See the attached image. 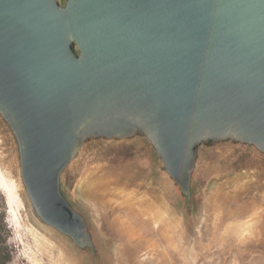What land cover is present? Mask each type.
Wrapping results in <instances>:
<instances>
[{
  "label": "water",
  "instance_id": "95a60500",
  "mask_svg": "<svg viewBox=\"0 0 264 264\" xmlns=\"http://www.w3.org/2000/svg\"><path fill=\"white\" fill-rule=\"evenodd\" d=\"M0 135L70 264H112L72 195L98 163L145 169L188 242L202 183L264 172V0H0Z\"/></svg>",
  "mask_w": 264,
  "mask_h": 264
},
{
  "label": "rangeland",
  "instance_id": "374dc122",
  "mask_svg": "<svg viewBox=\"0 0 264 264\" xmlns=\"http://www.w3.org/2000/svg\"><path fill=\"white\" fill-rule=\"evenodd\" d=\"M0 165L4 171L10 166L1 135ZM10 192L0 188V264H70L33 231L23 208L15 225ZM72 195L88 209L112 264H264V172L238 170L202 183L188 242L174 209L136 163L90 165Z\"/></svg>",
  "mask_w": 264,
  "mask_h": 264
},
{
  "label": "bare ground",
  "instance_id": "6f19581e",
  "mask_svg": "<svg viewBox=\"0 0 264 264\" xmlns=\"http://www.w3.org/2000/svg\"><path fill=\"white\" fill-rule=\"evenodd\" d=\"M0 188L5 190L6 192H10L12 189V194L11 192L8 193V208L10 210V213L12 214L13 221L15 225L17 226V221L16 219L21 218L20 217V209L22 208V203L19 199V196L16 191V187L12 179L10 178L9 174L7 171H4L0 165ZM2 171V172H1ZM3 173V174H2ZM5 177V178H4ZM6 194V193H5ZM140 214L145 213V210H141L140 208L137 209ZM12 221V220H11ZM21 223V221H19ZM14 226V225H13ZM20 226V225H19ZM145 260L147 257L144 258Z\"/></svg>",
  "mask_w": 264,
  "mask_h": 264
}]
</instances>
